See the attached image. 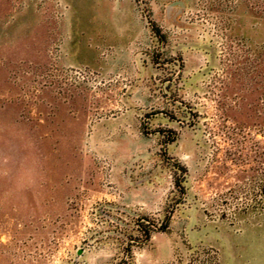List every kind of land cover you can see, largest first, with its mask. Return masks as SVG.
I'll return each instance as SVG.
<instances>
[{"label": "rangeland", "instance_id": "374dc122", "mask_svg": "<svg viewBox=\"0 0 264 264\" xmlns=\"http://www.w3.org/2000/svg\"><path fill=\"white\" fill-rule=\"evenodd\" d=\"M263 180L264 0H0V264H264Z\"/></svg>", "mask_w": 264, "mask_h": 264}, {"label": "trees", "instance_id": "16d2710c", "mask_svg": "<svg viewBox=\"0 0 264 264\" xmlns=\"http://www.w3.org/2000/svg\"><path fill=\"white\" fill-rule=\"evenodd\" d=\"M263 181H264V180H263ZM262 188H263V191H264V182H263V187H262ZM147 237H149V235H148V234H147Z\"/></svg>", "mask_w": 264, "mask_h": 264}]
</instances>
